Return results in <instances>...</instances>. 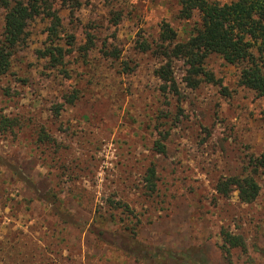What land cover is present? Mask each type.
<instances>
[{
	"label": "rangeland",
	"instance_id": "rangeland-1",
	"mask_svg": "<svg viewBox=\"0 0 264 264\" xmlns=\"http://www.w3.org/2000/svg\"><path fill=\"white\" fill-rule=\"evenodd\" d=\"M38 4L0 73V119L13 121L0 125V264H158L117 248L121 236L200 264H264V171L250 203L215 188L253 170L264 95L215 53L213 80L190 86L160 30L184 39L197 12L181 16L177 0ZM55 46L58 63L41 53ZM221 230L244 247L225 253Z\"/></svg>",
	"mask_w": 264,
	"mask_h": 264
},
{
	"label": "trees",
	"instance_id": "trees-1",
	"mask_svg": "<svg viewBox=\"0 0 264 264\" xmlns=\"http://www.w3.org/2000/svg\"><path fill=\"white\" fill-rule=\"evenodd\" d=\"M177 1L181 7V16L197 12L199 22L181 40H177L173 28L164 23L160 37L170 44L166 55L181 57L189 64L187 77L190 86L196 87L200 77L213 80L204 65L208 55L215 53L238 67L242 85L258 95H264V0H231L223 3L217 0ZM5 7L4 30L0 43V73H5L8 69L10 54L22 39L25 23L40 13L38 0H13L12 3H6ZM41 53L58 63L62 48H46ZM12 122L6 117L0 119V125L3 127L11 126ZM251 165L253 170L246 174L219 180L215 186L216 190L222 195L235 190L240 201H254L260 191L255 172L259 169L264 171V149L251 160ZM148 178L151 182L154 180L153 169ZM101 234L104 233L97 232V236ZM220 235L225 253H229L231 247H244V241L239 235L225 230H221ZM129 241H133L134 245ZM115 245L138 259L152 260L158 264H200L198 261L188 260L190 257L187 252L146 248V245L138 240L128 239L127 236L119 237Z\"/></svg>",
	"mask_w": 264,
	"mask_h": 264
}]
</instances>
